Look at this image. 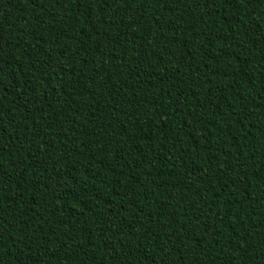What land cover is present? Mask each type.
Segmentation results:
<instances>
[{
	"label": "trees",
	"instance_id": "1",
	"mask_svg": "<svg viewBox=\"0 0 264 264\" xmlns=\"http://www.w3.org/2000/svg\"><path fill=\"white\" fill-rule=\"evenodd\" d=\"M0 264H264V0H0Z\"/></svg>",
	"mask_w": 264,
	"mask_h": 264
}]
</instances>
